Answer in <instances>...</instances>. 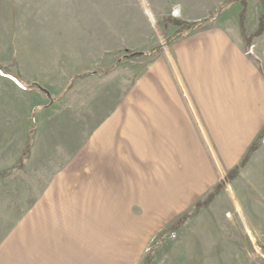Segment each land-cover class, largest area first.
I'll use <instances>...</instances> for the list:
<instances>
[{
	"label": "rangeland",
	"instance_id": "rangeland-1",
	"mask_svg": "<svg viewBox=\"0 0 264 264\" xmlns=\"http://www.w3.org/2000/svg\"><path fill=\"white\" fill-rule=\"evenodd\" d=\"M200 21L264 76V0H0V264H264V126L232 163L201 123L193 166L107 151L160 67L189 99Z\"/></svg>",
	"mask_w": 264,
	"mask_h": 264
},
{
	"label": "crops",
	"instance_id": "crops-1",
	"mask_svg": "<svg viewBox=\"0 0 264 264\" xmlns=\"http://www.w3.org/2000/svg\"><path fill=\"white\" fill-rule=\"evenodd\" d=\"M190 36L181 39L185 47H177L171 63L189 99L176 81L167 79L164 66L160 67L161 77L144 94L143 132L132 119L125 136V125L114 126L107 148L111 155L117 151L118 156L128 144L138 154L144 149L145 156L160 164H199L202 157L196 129L201 123L225 162L232 163L264 126V76L238 39L221 28ZM123 111H119L120 117Z\"/></svg>",
	"mask_w": 264,
	"mask_h": 264
},
{
	"label": "trees",
	"instance_id": "trees-1",
	"mask_svg": "<svg viewBox=\"0 0 264 264\" xmlns=\"http://www.w3.org/2000/svg\"><path fill=\"white\" fill-rule=\"evenodd\" d=\"M219 9H220V7H219ZM215 14V13H214ZM202 24V21H200V22H197V23H194L192 26H191V28H190V30H186L185 32V34H183V36L184 37H187V36H189L191 33H193L195 30H197L198 29V27L200 26ZM181 31H184V30H181ZM178 36H181L180 35V33H178L177 35H175L172 39H170L169 40V42L170 41H172V40H174V39H176V37H178ZM161 49L159 48V49H157V50H154V51H160ZM149 53H151V52H149ZM141 55V54H140Z\"/></svg>",
	"mask_w": 264,
	"mask_h": 264
},
{
	"label": "bare ground",
	"instance_id": "bare-ground-1",
	"mask_svg": "<svg viewBox=\"0 0 264 264\" xmlns=\"http://www.w3.org/2000/svg\"><path fill=\"white\" fill-rule=\"evenodd\" d=\"M175 14L178 15V10L175 11Z\"/></svg>",
	"mask_w": 264,
	"mask_h": 264
}]
</instances>
